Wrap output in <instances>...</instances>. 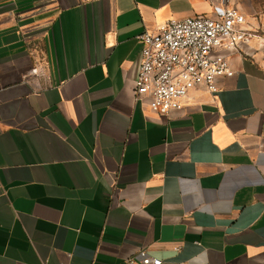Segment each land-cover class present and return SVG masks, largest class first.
<instances>
[{"label": "crops", "instance_id": "0c3cea01", "mask_svg": "<svg viewBox=\"0 0 264 264\" xmlns=\"http://www.w3.org/2000/svg\"><path fill=\"white\" fill-rule=\"evenodd\" d=\"M217 6L257 31L250 52L219 51L235 75L170 115L137 102V36ZM140 250L264 264V0H0V264Z\"/></svg>", "mask_w": 264, "mask_h": 264}, {"label": "built area", "instance_id": "2783aa9c", "mask_svg": "<svg viewBox=\"0 0 264 264\" xmlns=\"http://www.w3.org/2000/svg\"><path fill=\"white\" fill-rule=\"evenodd\" d=\"M217 9L220 14L216 18H171L137 36L142 44L135 88L137 102L147 104L158 114L170 115L183 108L182 101L195 86L204 85L217 92L220 76L235 75L230 59L219 51L246 46V52H250L257 31L248 25L246 15L237 7ZM43 76L40 67L26 74L38 90L44 87ZM138 256L139 260L132 256L127 264H163L161 258L147 250H140Z\"/></svg>", "mask_w": 264, "mask_h": 264}]
</instances>
